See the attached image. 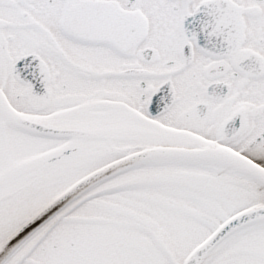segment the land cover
<instances>
[{
  "label": "snow or ice",
  "instance_id": "6c2138e0",
  "mask_svg": "<svg viewBox=\"0 0 264 264\" xmlns=\"http://www.w3.org/2000/svg\"><path fill=\"white\" fill-rule=\"evenodd\" d=\"M0 264H264V0H0Z\"/></svg>",
  "mask_w": 264,
  "mask_h": 264
}]
</instances>
